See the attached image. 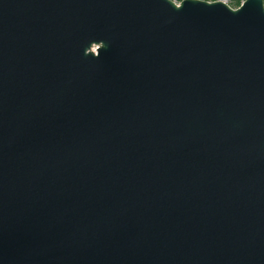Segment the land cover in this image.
<instances>
[{"label":"water","instance_id":"1","mask_svg":"<svg viewBox=\"0 0 264 264\" xmlns=\"http://www.w3.org/2000/svg\"><path fill=\"white\" fill-rule=\"evenodd\" d=\"M202 2L0 0V264H264V3Z\"/></svg>","mask_w":264,"mask_h":264},{"label":"snow or ice","instance_id":"2","mask_svg":"<svg viewBox=\"0 0 264 264\" xmlns=\"http://www.w3.org/2000/svg\"><path fill=\"white\" fill-rule=\"evenodd\" d=\"M168 2L173 5L174 3H176V0H168ZM186 2V0H184V2L181 4V3H176V7L177 9L181 8L182 5H184V3ZM262 2H264V0H262ZM202 3H205V4H213V0H206V2H202Z\"/></svg>","mask_w":264,"mask_h":264},{"label":"trees","instance_id":"3","mask_svg":"<svg viewBox=\"0 0 264 264\" xmlns=\"http://www.w3.org/2000/svg\"><path fill=\"white\" fill-rule=\"evenodd\" d=\"M177 2L178 1H180V0H176ZM242 0H233V5H234V7H237L239 4H240V2H241ZM264 3V2H263ZM230 5V4H229Z\"/></svg>","mask_w":264,"mask_h":264},{"label":"rangeland","instance_id":"4","mask_svg":"<svg viewBox=\"0 0 264 264\" xmlns=\"http://www.w3.org/2000/svg\"><path fill=\"white\" fill-rule=\"evenodd\" d=\"M223 1H225L228 4H230V6L234 7L233 0H223Z\"/></svg>","mask_w":264,"mask_h":264}]
</instances>
